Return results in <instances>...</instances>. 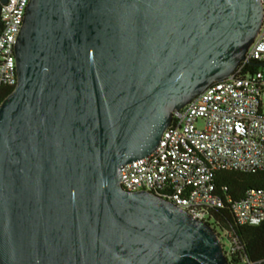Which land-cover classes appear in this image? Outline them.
Instances as JSON below:
<instances>
[{"label": "water", "instance_id": "water-1", "mask_svg": "<svg viewBox=\"0 0 264 264\" xmlns=\"http://www.w3.org/2000/svg\"><path fill=\"white\" fill-rule=\"evenodd\" d=\"M263 19L261 0H31L0 104V264H227L209 225L120 169L235 72Z\"/></svg>", "mask_w": 264, "mask_h": 264}, {"label": "built area", "instance_id": "built-area-1", "mask_svg": "<svg viewBox=\"0 0 264 264\" xmlns=\"http://www.w3.org/2000/svg\"><path fill=\"white\" fill-rule=\"evenodd\" d=\"M30 1L0 6V89L17 84L15 45ZM252 62L264 64V19L235 72L176 111L151 155L121 167L122 188L157 194L212 228V211L223 207L215 174L264 171V71L244 74ZM233 213L240 225L262 224L264 191L249 193ZM216 234L221 242L227 239L226 233Z\"/></svg>", "mask_w": 264, "mask_h": 264}, {"label": "trees", "instance_id": "trees-1", "mask_svg": "<svg viewBox=\"0 0 264 264\" xmlns=\"http://www.w3.org/2000/svg\"><path fill=\"white\" fill-rule=\"evenodd\" d=\"M264 71V64L252 62L244 74ZM14 88L0 89V104ZM214 183L223 207L212 211L211 225L216 233H226L232 250L225 251L227 264H260L264 262V222L258 226L240 225L233 213V205L245 199L249 193L264 191V171H220Z\"/></svg>", "mask_w": 264, "mask_h": 264}, {"label": "rangeland", "instance_id": "rangeland-1", "mask_svg": "<svg viewBox=\"0 0 264 264\" xmlns=\"http://www.w3.org/2000/svg\"><path fill=\"white\" fill-rule=\"evenodd\" d=\"M222 244H224V249H225V251H228L229 250V244H228V240L227 239H224L223 240V242H222Z\"/></svg>", "mask_w": 264, "mask_h": 264}]
</instances>
